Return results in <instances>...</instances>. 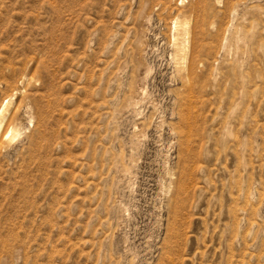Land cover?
Here are the masks:
<instances>
[{
  "label": "rangeland",
  "instance_id": "rangeland-1",
  "mask_svg": "<svg viewBox=\"0 0 264 264\" xmlns=\"http://www.w3.org/2000/svg\"><path fill=\"white\" fill-rule=\"evenodd\" d=\"M0 264H264V0H0Z\"/></svg>",
  "mask_w": 264,
  "mask_h": 264
},
{
  "label": "bare ground",
  "instance_id": "bare-ground-1",
  "mask_svg": "<svg viewBox=\"0 0 264 264\" xmlns=\"http://www.w3.org/2000/svg\"><path fill=\"white\" fill-rule=\"evenodd\" d=\"M177 25V24H176ZM180 28V27H179ZM179 28H177V30H179ZM176 31V30H175ZM178 32V31H177ZM179 33V32H178ZM175 37L177 38V36H176V33H175ZM179 37L180 36H178V40H181V39H179ZM176 40V39H175ZM174 40V43H173V48H172V52H170L171 54L169 55L170 56V61H171V63H172V65L174 64V66L173 67H175V68H173V70L175 69H178V68H176V67H178L179 66V62L180 61H183L184 59V52H185V49H188V48H186L187 46H185V44H184V40H181V41H175ZM189 46V45H188ZM186 58V57H185ZM186 61V60H185ZM184 61V62H185ZM185 64V63H184ZM174 70V71H175ZM177 72V71H176ZM193 74V73H192ZM173 76V75H172ZM187 79V78H186ZM180 81V80H179ZM180 83V82H179ZM185 84V83H184ZM181 86L183 87V84H181ZM181 89V88H180ZM167 93V92H166ZM172 93V92H171ZM169 94V93H168ZM173 94V93H172ZM174 95V94H173ZM172 97V96H171ZM174 97V96H173ZM177 100H179V106L182 108L183 107V98H180L179 97V95L177 96V98H176ZM180 109V108H179ZM180 110H182V109H180ZM181 112V111H180ZM153 114V113H152ZM180 114L182 115V113H179V115L178 116H180ZM177 117V116H176ZM179 118H182L183 119V117H179ZM11 119L13 120V118L11 117ZM178 120H180V119H178ZM11 121V120H10ZM179 122H181V120L179 121ZM183 124V123H182ZM181 124V125H182ZM180 125V124H179ZM180 128H181V126H179ZM13 128V127H12ZM12 128H11V130L8 132H5L6 133V135H7V133H11L12 132ZM180 128H179V130H180ZM15 129V128H14ZM178 129V128H177ZM9 130V129H8ZM181 132V131H180ZM178 134L180 135L181 133H179L178 132ZM183 145V144H182ZM182 152V151H181ZM182 154V153H181Z\"/></svg>",
  "mask_w": 264,
  "mask_h": 264
}]
</instances>
